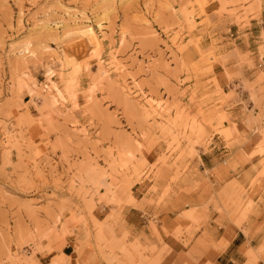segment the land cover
Returning a JSON list of instances; mask_svg holds the SVG:
<instances>
[{
  "label": "rangeland",
  "instance_id": "rangeland-1",
  "mask_svg": "<svg viewBox=\"0 0 264 264\" xmlns=\"http://www.w3.org/2000/svg\"><path fill=\"white\" fill-rule=\"evenodd\" d=\"M263 1L0 0V264H128L144 253L124 233L113 239L118 211L138 186L158 208L177 164L213 134L229 147L230 93L215 67L248 65L235 38ZM256 134L251 154L264 155V127ZM228 185L219 193L239 227L251 203ZM70 240L73 257L61 253ZM234 258L264 264V233Z\"/></svg>",
  "mask_w": 264,
  "mask_h": 264
},
{
  "label": "crops",
  "instance_id": "crops-1",
  "mask_svg": "<svg viewBox=\"0 0 264 264\" xmlns=\"http://www.w3.org/2000/svg\"><path fill=\"white\" fill-rule=\"evenodd\" d=\"M261 6L260 17L249 22L250 31L235 38V48L248 54V65L231 60L223 64L225 71L215 67L218 89L223 96L230 93L222 107L230 123L229 147L213 134L206 151L198 149L192 158L179 162V180L170 186L158 208L146 203L148 197L141 187L134 188V205L121 207L112 230L113 239L118 240L124 233L127 244L145 249L139 256L131 251L136 260L128 264H222V259L224 264L240 263L234 258L238 249L245 243L257 247L262 239L264 155L251 154L261 139L256 133L264 127V1ZM227 73L232 75L230 80ZM259 74L263 75L261 82H257ZM231 181L246 191L251 203L247 220L239 227L227 218L232 208L223 206L226 197L219 193L224 188L229 194ZM108 211L104 208L105 213ZM152 220L155 232L148 226ZM65 249L68 253L64 248L61 253L73 257L72 240ZM116 255L122 259L119 253Z\"/></svg>",
  "mask_w": 264,
  "mask_h": 264
}]
</instances>
